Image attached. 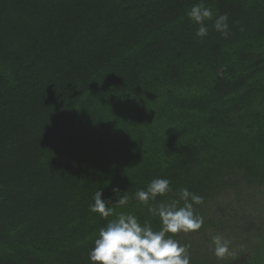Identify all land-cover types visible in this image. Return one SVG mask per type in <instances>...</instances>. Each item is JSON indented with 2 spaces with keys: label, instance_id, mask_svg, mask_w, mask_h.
<instances>
[{
  "label": "trees",
  "instance_id": "trees-1",
  "mask_svg": "<svg viewBox=\"0 0 264 264\" xmlns=\"http://www.w3.org/2000/svg\"><path fill=\"white\" fill-rule=\"evenodd\" d=\"M200 2L0 0V264H90L115 214L159 230L149 207L186 188L201 231L210 201L264 186V0H203L229 25L203 39ZM155 178L172 191L145 205Z\"/></svg>",
  "mask_w": 264,
  "mask_h": 264
},
{
  "label": "clouds",
  "instance_id": "clouds-1",
  "mask_svg": "<svg viewBox=\"0 0 264 264\" xmlns=\"http://www.w3.org/2000/svg\"><path fill=\"white\" fill-rule=\"evenodd\" d=\"M187 16L189 21L197 25L196 36L200 39L208 36L207 21H213V28L226 34L229 28L227 15H215L211 7L205 6L203 0L191 7ZM171 182L164 178H155L147 186L136 192V199L148 205L150 200L163 197L172 191ZM119 194L116 204L123 206L128 202L126 194L120 195V190L113 189ZM180 201L170 204L161 202L155 207H149V212L158 216L159 230L144 222L141 223L135 215L119 213L108 221L106 227L99 230L94 241V247L88 253L90 264H190L186 247L178 243L174 237L180 233L198 231L203 224L201 217L194 211V205L203 203V198L189 192L186 188L178 192ZM111 201L103 198V192L98 190L94 195V204L90 211L107 219L114 215ZM215 255L223 258L229 251V242L222 236L212 237Z\"/></svg>",
  "mask_w": 264,
  "mask_h": 264
},
{
  "label": "rangeland",
  "instance_id": "rangeland-1",
  "mask_svg": "<svg viewBox=\"0 0 264 264\" xmlns=\"http://www.w3.org/2000/svg\"><path fill=\"white\" fill-rule=\"evenodd\" d=\"M205 216L211 224L198 232L185 233L180 245L189 256L209 257V264H239L255 234L264 231V186L245 190L241 198L228 191L208 203ZM220 235L229 242L223 258L215 255L212 237Z\"/></svg>",
  "mask_w": 264,
  "mask_h": 264
},
{
  "label": "flooded vegetation",
  "instance_id": "flooded-vegetation-1",
  "mask_svg": "<svg viewBox=\"0 0 264 264\" xmlns=\"http://www.w3.org/2000/svg\"><path fill=\"white\" fill-rule=\"evenodd\" d=\"M264 232V231H261ZM258 240H253L249 246V249L246 253L243 254V256L241 257L239 264H253L254 262V258L256 256L255 250L254 248L257 246L258 244ZM192 259L195 262H200V264H209L210 260L209 257H203L201 255L199 256H192Z\"/></svg>",
  "mask_w": 264,
  "mask_h": 264
}]
</instances>
